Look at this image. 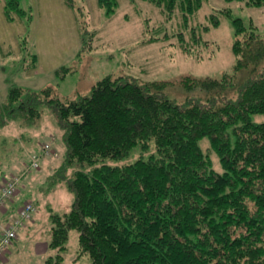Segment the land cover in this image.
I'll list each match as a JSON object with an SVG mask.
<instances>
[{"label":"trees","instance_id":"trees-1","mask_svg":"<svg viewBox=\"0 0 264 264\" xmlns=\"http://www.w3.org/2000/svg\"><path fill=\"white\" fill-rule=\"evenodd\" d=\"M21 1L5 0L7 14H23ZM148 1L169 12L179 6L186 17L203 4ZM98 2L109 14L115 11V0ZM235 23L237 69L262 67L235 99L210 95L224 91V78L209 77L181 81L206 98L184 104L165 96L164 82L154 90L156 81L123 77L107 76L89 96L65 102L45 91L66 148L54 177L65 179L75 195L67 213L52 215V249L66 250L69 232L76 229L80 254L92 264H264V121H254L264 114V41L254 28ZM22 95L21 88L11 89L0 108L9 114L17 108L26 123L40 118L42 97L20 100ZM204 138L210 143L206 150ZM134 150V161L101 163L128 160ZM214 154L222 170L214 168ZM51 257L50 264L63 260L61 254Z\"/></svg>","mask_w":264,"mask_h":264},{"label":"rangeland","instance_id":"rangeland-1","mask_svg":"<svg viewBox=\"0 0 264 264\" xmlns=\"http://www.w3.org/2000/svg\"><path fill=\"white\" fill-rule=\"evenodd\" d=\"M115 1V11L110 14L98 0H22L23 14H7L6 2L0 0V106L7 103L10 90L16 87L22 89L20 100L39 95L43 101L39 105L41 117L28 123L17 108L12 114L0 108V184L16 177L19 186L13 203L8 201L7 205L12 204L14 217L25 201L36 207L1 264H50L47 260L58 254L63 256L60 264H92L89 255L80 254L76 229L69 232L66 250L50 247L52 215L67 213L75 195L65 179L55 180L51 173L66 148L64 130L43 100L46 90H51L47 97L65 102L89 96L93 86L107 76L123 77L139 83L156 81L154 90H160L164 82L161 90L165 96L184 104L206 99L202 91L182 85L186 77L224 78V91L213 90L210 95L235 99L240 87L261 73L260 66L255 71L252 66L237 69L233 45L236 21L254 28L264 41V5L249 6L245 0H203L202 7L186 17L179 6L169 12L148 0ZM3 110L7 113L2 114ZM257 120L264 121V114H256ZM200 144L204 150L210 145L207 138ZM46 145L52 151L44 157ZM134 152L128 160L108 158L101 163L134 161L139 158L138 151ZM31 153L40 156V168L26 167ZM213 161L214 168L222 170L215 154ZM24 167L26 172L18 173Z\"/></svg>","mask_w":264,"mask_h":264},{"label":"built area","instance_id":"built-area-1","mask_svg":"<svg viewBox=\"0 0 264 264\" xmlns=\"http://www.w3.org/2000/svg\"><path fill=\"white\" fill-rule=\"evenodd\" d=\"M49 148L50 146L46 145L44 153H47ZM39 158L40 156L36 154L32 156L30 168H38ZM18 187V178L16 177L3 180V186L0 192V211L16 195ZM35 210V205L31 201H26L19 208L17 216L2 226L0 233V262L5 257L9 246L17 238L19 230L24 226L26 221L32 218Z\"/></svg>","mask_w":264,"mask_h":264},{"label":"crops","instance_id":"crops-1","mask_svg":"<svg viewBox=\"0 0 264 264\" xmlns=\"http://www.w3.org/2000/svg\"><path fill=\"white\" fill-rule=\"evenodd\" d=\"M52 141V140H51ZM53 147H54V145H53ZM51 151H49V153H50ZM48 153V154H49ZM47 156V155H46ZM46 156H44V157H46ZM30 163V162H29ZM29 163H28V165H29ZM56 166H57V164L54 166V169L56 168ZM28 167V166H27ZM29 169V168H28ZM54 169L52 170V172L51 173H53L54 172ZM31 170V169H30ZM29 171V170H28ZM26 172V171H25ZM30 172V171H29ZM1 183V182H0ZM0 188H1V184H0ZM1 190V189H0ZM19 195V194H18ZM13 203V202H12ZM7 216L9 217V218H13V211H12V204H10V205H7V208L5 207L4 209H2V212L0 211V233H1V230H2V226H4L8 221H6V218H7ZM0 264H1V262H0Z\"/></svg>","mask_w":264,"mask_h":264}]
</instances>
